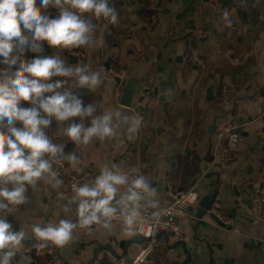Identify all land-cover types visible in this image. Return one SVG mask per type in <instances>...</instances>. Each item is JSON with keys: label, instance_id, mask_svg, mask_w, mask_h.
Instances as JSON below:
<instances>
[{"label": "crops", "instance_id": "1", "mask_svg": "<svg viewBox=\"0 0 264 264\" xmlns=\"http://www.w3.org/2000/svg\"><path fill=\"white\" fill-rule=\"evenodd\" d=\"M152 2L111 0L119 13L116 24L89 14L99 26L89 46L68 51L44 42L41 55H58L66 64L101 70L103 82L95 91L77 90L86 104L97 105V114L118 110L122 117L132 116V108L121 104L120 74L139 71L145 81L137 86L133 109L143 121L131 139L127 124L121 122L114 136L77 145L56 135L53 120L54 142L64 148L65 156L75 151L79 162L61 160L64 167L57 180L49 183L45 177L28 186L27 202L16 206L12 215L0 211V219L7 218L15 231L25 232L12 264H48L52 256L57 257L55 264H88L97 243L113 244L122 254L120 244L128 240L136 242L126 259L102 250L94 264L130 263L144 240L137 238V230L125 234L120 221L112 222L110 229L77 228L66 245L49 242L39 251L31 226L58 224L61 219L76 222V206L68 203L72 195L63 191L68 179L77 176L81 184L94 180L105 165L127 171L139 155L145 177L157 191L156 206L142 211L170 203L172 185L196 191L200 200L217 193L214 207L245 222L240 233H233L209 212L198 218L199 200L179 218L175 235L161 233L160 247L145 264H264V212L259 209V198L264 197V0ZM57 13L55 8L46 10L53 17ZM74 52L81 53L83 62ZM35 55L28 51L25 59ZM149 85L157 90L153 98L144 96ZM228 123L240 125L241 138L235 156L224 164L225 138L219 134ZM66 206L71 211L65 212Z\"/></svg>", "mask_w": 264, "mask_h": 264}, {"label": "clouds", "instance_id": "2", "mask_svg": "<svg viewBox=\"0 0 264 264\" xmlns=\"http://www.w3.org/2000/svg\"><path fill=\"white\" fill-rule=\"evenodd\" d=\"M50 7L58 10L54 17L46 14ZM89 14L118 22L111 0H0V211L8 215L27 202L28 186L45 177L49 183L57 180L53 164L58 159L79 162L75 151L65 156L64 148L47 134L53 120L56 135L77 145L114 136L121 122L127 124L131 139L141 126V118L122 117L118 110L97 114V105L80 97L78 89L95 91L102 84L101 70L66 64L58 55H41L45 41L50 48L68 51L94 43L99 26ZM228 15L226 11V21ZM28 51L35 57L25 59ZM156 196L139 169L105 165L94 180L73 185L68 203L76 206V222L61 219L58 224L31 226L35 247L42 250L49 242L62 247L75 229H110L113 221H120L124 233L132 235L145 223L142 209L156 206ZM64 210L71 211L67 206ZM24 240L23 229L15 231L7 218L0 219V264H12Z\"/></svg>", "mask_w": 264, "mask_h": 264}, {"label": "built area", "instance_id": "3", "mask_svg": "<svg viewBox=\"0 0 264 264\" xmlns=\"http://www.w3.org/2000/svg\"><path fill=\"white\" fill-rule=\"evenodd\" d=\"M152 3L157 0H151ZM155 6V5H154ZM155 8V7H154ZM155 18V16H153ZM76 56L80 58L83 62V58L80 52H74ZM111 74H114L113 70L110 71ZM131 73L123 72L120 75L124 82L122 85L124 86L128 77ZM157 94L156 87L148 86L144 92V96L149 98H153ZM24 106H29V102H23ZM133 114L132 116H137L138 113L132 108ZM264 114V113H263ZM264 119V115H263ZM141 118V124H142ZM47 134L50 138H54L52 135V126L47 129ZM220 137L225 138V145L221 150V159L224 164L228 163L233 156H235L238 148L239 142L241 138L240 125L235 123H228L224 126L220 131ZM55 143V142H54ZM138 148L141 145L137 146ZM143 157L138 156L135 168L139 169L140 173L144 174V166H143ZM63 162L58 159L53 164V169L57 172L60 168H63ZM133 168V167H131ZM129 170V169H128ZM127 170V171H128ZM81 179L77 176H72L68 179V181L64 184L63 191L66 195H73V185H80ZM169 190L171 192L172 200L170 203L162 205L160 208H148L143 210V215L145 218V223L142 227L137 228L138 235L144 240V246L139 254L128 264H145L154 256L160 247L159 237L163 232H178L179 230V218L184 216L187 212V209L196 204L200 200V195L194 190H180L174 188L172 185L169 186ZM259 209L261 212H264V197L260 196L259 198ZM210 214L213 215L216 222L222 227L228 229L233 233H240L245 228V222L241 218L233 217L229 214H226L216 207H213ZM114 222V221H113ZM57 262V257L52 256V260L48 264H55Z\"/></svg>", "mask_w": 264, "mask_h": 264}, {"label": "water", "instance_id": "4", "mask_svg": "<svg viewBox=\"0 0 264 264\" xmlns=\"http://www.w3.org/2000/svg\"><path fill=\"white\" fill-rule=\"evenodd\" d=\"M162 2H160L161 5ZM159 5V6H160ZM23 28V25L21 26ZM145 81V78L141 77V74L139 71H134L130 74L128 77L125 85H124V91L121 96V104L123 106L133 108L135 104V96H136V90L139 82ZM144 98L142 97L141 100ZM218 127V126H217ZM212 136L215 134V132L211 131ZM195 154L196 159H200V156L197 154L196 151H193ZM217 193H215L212 197L205 196L200 200L199 209L197 211L198 218H203L209 211H211L214 207V204L216 202ZM170 235H175L174 232H171ZM140 242H142V238L138 235L137 237ZM136 241H126L125 243H121L120 246L123 248L122 254H117L116 250L113 247V244H104L101 245L97 243V248L94 250V259L89 262L88 264H94L96 262L97 255L96 253L99 251H107L108 253H111L114 255L117 259L124 260L128 256V250L132 243ZM139 242V241H138ZM108 257V254L106 255L105 259ZM107 260V259H106Z\"/></svg>", "mask_w": 264, "mask_h": 264}]
</instances>
